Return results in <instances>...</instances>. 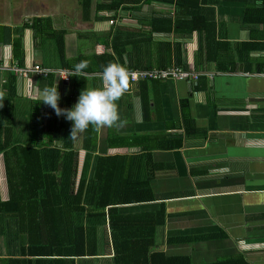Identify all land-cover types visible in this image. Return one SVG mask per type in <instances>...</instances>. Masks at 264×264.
Here are the masks:
<instances>
[{
    "label": "crops",
    "instance_id": "obj_1",
    "mask_svg": "<svg viewBox=\"0 0 264 264\" xmlns=\"http://www.w3.org/2000/svg\"><path fill=\"white\" fill-rule=\"evenodd\" d=\"M97 3L95 0L86 18L81 0H0V25L15 28L36 18L50 20L54 29L66 31L67 59L104 50L112 52L111 35L117 26H124L137 33L140 44L138 48L130 46L132 64L142 67L132 70L176 66L174 55L180 44L186 65L181 66L191 74L199 73V78L148 79L131 84L116 102L119 119L112 126L97 127L95 154L143 153L140 146H110L113 136H181L182 148L157 147L151 151L153 164L159 166L151 179L153 191L165 199L142 203V210L156 211L162 202L166 204L170 216L161 230L166 238L211 233L225 236L182 245L166 244L164 250L189 255L194 264L239 254L250 264H264V48L251 49L247 61L240 53L249 50L243 44H264V26L257 30L244 21L243 0L212 2L219 45L212 48L216 59H207L199 49L196 32L179 33L174 28L170 33L151 32L147 21L155 14L170 16L175 22L177 13H183L174 3H143L137 13L121 9L114 25L97 19V15L107 14L97 12ZM24 45L26 66L46 64L59 69L53 40L47 38L43 42L35 37L33 29L27 28ZM10 53L12 62V46L0 44V61L8 59ZM125 62L128 66L127 57ZM10 73L16 76L19 96L40 101L38 76L26 79L4 70L0 72V108ZM56 78L59 106L66 107L65 99L75 92L74 83ZM85 78L87 88L101 86V74ZM144 93L148 96L146 105ZM76 135L81 137L83 131ZM80 152L83 155L86 151ZM2 168L0 158V171Z\"/></svg>",
    "mask_w": 264,
    "mask_h": 264
},
{
    "label": "trees",
    "instance_id": "obj_2",
    "mask_svg": "<svg viewBox=\"0 0 264 264\" xmlns=\"http://www.w3.org/2000/svg\"><path fill=\"white\" fill-rule=\"evenodd\" d=\"M94 1L81 0L84 17L88 18ZM152 1L174 3L183 13H177L175 22L170 16L155 14L147 21L151 32L170 33L173 28L179 33L196 32L200 51L207 59H216L212 48L219 44L216 9L212 2L215 4L217 0H98L97 12L107 14L96 17L115 20L121 9L137 13L143 3ZM243 1L246 3L244 21L258 30L259 26H264V0ZM27 28L33 29L35 37L43 42L47 38L53 40L59 55L60 63L56 67L59 69L38 64L42 68L74 71L80 62L88 65L79 77L72 75L75 92L65 99L66 107L61 108H71L81 90L87 88L85 77L101 74L109 63L117 62L129 69L142 68L132 64L130 57V46H140L134 31L117 26L114 33H110L112 52L104 50L96 55L67 59L66 31L54 29L50 20L42 18L15 28L0 25V44L12 46V60L18 67L26 66L24 33ZM263 45L243 44L249 48L240 51L244 53L243 57L240 55L243 61L249 59L251 49H263ZM174 57L177 66H181L184 58L180 44ZM38 78L42 90L55 87L58 82L54 73ZM15 82L16 76L10 73L3 87L0 108V158L8 192L3 198L0 183V264H194L189 255L172 254L164 250V246L225 236L211 233L166 238L161 230L170 214L164 202L156 211L120 213L121 205L165 199L153 191L151 179L159 166L153 164L151 151L157 147L182 148L181 136L156 139L140 135L113 136L110 146H140L143 153L98 155L95 154L97 127L90 125L81 137L75 133L73 139L71 121L63 115L57 116L42 101L19 96ZM142 99L146 105L145 93ZM157 140H162L161 144H155ZM80 150H85V154L81 155ZM199 264L250 262L239 254Z\"/></svg>",
    "mask_w": 264,
    "mask_h": 264
},
{
    "label": "clouds",
    "instance_id": "obj_3",
    "mask_svg": "<svg viewBox=\"0 0 264 264\" xmlns=\"http://www.w3.org/2000/svg\"><path fill=\"white\" fill-rule=\"evenodd\" d=\"M88 65L80 62L75 65L71 75L80 76L82 69ZM129 73L125 66L112 62L107 64L101 73V86L84 87L77 101L71 108L59 106L60 93L58 87H45L40 93V102L51 107L57 116L72 122L70 136L82 132L90 125L94 127L112 126L119 119L116 102L127 92Z\"/></svg>",
    "mask_w": 264,
    "mask_h": 264
},
{
    "label": "built area",
    "instance_id": "obj_4",
    "mask_svg": "<svg viewBox=\"0 0 264 264\" xmlns=\"http://www.w3.org/2000/svg\"><path fill=\"white\" fill-rule=\"evenodd\" d=\"M109 23L111 25L116 24L115 20H109ZM10 56H8V59L5 57V59L0 61V72L4 70H12L16 75L26 78V79H32L34 76H46L49 73H54L56 76H59L62 80V82H70L73 71L69 70H54V69H44L40 65L35 64L32 66H26V67H18L16 62L13 63V61H9ZM129 73V83L135 84L142 80H165L170 78H176L179 80H197L199 78V73L191 74L190 71H186L182 66H172L170 68L164 69V70H132L128 67H125Z\"/></svg>",
    "mask_w": 264,
    "mask_h": 264
},
{
    "label": "water",
    "instance_id": "obj_5",
    "mask_svg": "<svg viewBox=\"0 0 264 264\" xmlns=\"http://www.w3.org/2000/svg\"><path fill=\"white\" fill-rule=\"evenodd\" d=\"M143 205L140 204H130V205H121L119 206L120 213H129L142 210Z\"/></svg>",
    "mask_w": 264,
    "mask_h": 264
},
{
    "label": "rangeland",
    "instance_id": "obj_6",
    "mask_svg": "<svg viewBox=\"0 0 264 264\" xmlns=\"http://www.w3.org/2000/svg\"><path fill=\"white\" fill-rule=\"evenodd\" d=\"M1 187H2V196L3 198H6L8 196V192H7V182H6V177H5V173H4V168L1 169Z\"/></svg>",
    "mask_w": 264,
    "mask_h": 264
},
{
    "label": "flooded vegetation",
    "instance_id": "obj_7",
    "mask_svg": "<svg viewBox=\"0 0 264 264\" xmlns=\"http://www.w3.org/2000/svg\"><path fill=\"white\" fill-rule=\"evenodd\" d=\"M127 205H130V204H127Z\"/></svg>",
    "mask_w": 264,
    "mask_h": 264
}]
</instances>
